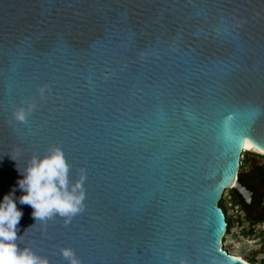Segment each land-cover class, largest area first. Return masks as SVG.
I'll return each instance as SVG.
<instances>
[{
    "label": "water",
    "instance_id": "1",
    "mask_svg": "<svg viewBox=\"0 0 264 264\" xmlns=\"http://www.w3.org/2000/svg\"><path fill=\"white\" fill-rule=\"evenodd\" d=\"M243 144L264 154V0H0V198L54 148L69 189L84 177L71 216L34 221L17 202L21 249L251 264L223 248L220 206L229 189L254 197Z\"/></svg>",
    "mask_w": 264,
    "mask_h": 264
},
{
    "label": "clouds",
    "instance_id": "2",
    "mask_svg": "<svg viewBox=\"0 0 264 264\" xmlns=\"http://www.w3.org/2000/svg\"><path fill=\"white\" fill-rule=\"evenodd\" d=\"M14 115L19 121L25 119L22 109ZM67 172L68 165L58 148L41 157L33 156L24 172H19L16 188L0 198V264H48L46 258L38 257L31 249L18 246V225L23 212L17 202L32 209L34 221L77 213L84 199L81 189L84 177L81 176L69 189ZM17 188L22 193L18 198L14 196ZM60 251L68 264H80L71 249L62 248Z\"/></svg>",
    "mask_w": 264,
    "mask_h": 264
},
{
    "label": "rangeland",
    "instance_id": "3",
    "mask_svg": "<svg viewBox=\"0 0 264 264\" xmlns=\"http://www.w3.org/2000/svg\"><path fill=\"white\" fill-rule=\"evenodd\" d=\"M248 153V154H247ZM244 155L248 157V162L245 163V159L242 161L240 167H239V172L241 171H248L249 168V163H252L254 161L258 162V163H262L264 162V154H259V153H255L253 151L250 150H246L244 152ZM234 189H229L227 191H225L226 195H230L231 196V200L230 202H232L233 205H235L236 203L234 202L233 199V194H231ZM243 199V198H242ZM228 205V201L226 199L222 200L220 202V206L222 208H224L225 212H226V216H227V221L229 223V225H232L234 227L235 232L232 233H228L224 239H223V248L231 255L234 256H238L241 257L243 260L245 261H251L252 259L254 260L253 263L254 264H264V251L263 250H258V244L257 242H255L254 240V233L251 232V236L247 235L249 232H247V228L244 229L246 232H240L237 228H235V223L238 222L235 221L232 218L231 213L228 211L227 206ZM239 213V212H238ZM240 214V213H239ZM238 219V218H237ZM246 220H248L245 216H244V222H247ZM259 223V235H264V229H262V227H264V222H257ZM244 233V234H243ZM261 242L263 241L262 239L260 240ZM252 262V261H251Z\"/></svg>",
    "mask_w": 264,
    "mask_h": 264
},
{
    "label": "trees",
    "instance_id": "4",
    "mask_svg": "<svg viewBox=\"0 0 264 264\" xmlns=\"http://www.w3.org/2000/svg\"><path fill=\"white\" fill-rule=\"evenodd\" d=\"M248 154V153H247ZM245 163L248 162V157L244 155ZM238 177L241 181H243L250 189H253L256 193L255 198V211L253 206L247 205L242 197L238 194L237 191H231L233 194V199L236 204L242 206L244 212L246 213V218L249 220L256 222H264V162L258 163L256 161L249 163L248 171H241L238 173ZM225 215L226 212L224 208H222ZM227 221V216H226ZM227 225H229L227 221ZM252 261V262H251ZM248 261L251 264L253 263V259ZM264 262V261H263Z\"/></svg>",
    "mask_w": 264,
    "mask_h": 264
},
{
    "label": "built area",
    "instance_id": "5",
    "mask_svg": "<svg viewBox=\"0 0 264 264\" xmlns=\"http://www.w3.org/2000/svg\"><path fill=\"white\" fill-rule=\"evenodd\" d=\"M245 151L246 150H242V153H241V156H240V165H241L242 161L244 160V152ZM224 199H226L228 201V205L226 207H227L228 211L231 213L232 218L235 221L238 220V222L235 223V228H237L239 231H242V230H244L246 228H247V230L250 229L249 230L250 231L249 236H251V232L254 233L253 237H254L255 242H257V244H258V250H263L264 251V235H259V230H258V228L260 227L259 223H254V225H252L248 229V223L244 222V217L242 216V213L239 210V207L236 204L233 205L232 202H230L231 196L229 194L226 195V193L224 192L223 195H222L221 201L224 200ZM262 229H264V227H262ZM233 230H234V227L232 225H227V229H226V232L224 234V237L228 233L230 234L232 232H235ZM224 237H223V239H224ZM261 239L263 240L262 242L260 241Z\"/></svg>",
    "mask_w": 264,
    "mask_h": 264
},
{
    "label": "flooded vegetation",
    "instance_id": "6",
    "mask_svg": "<svg viewBox=\"0 0 264 264\" xmlns=\"http://www.w3.org/2000/svg\"><path fill=\"white\" fill-rule=\"evenodd\" d=\"M249 188V187H248ZM253 190V189H252ZM254 191V190H253ZM255 198H256V193H255V191H254V197L252 198V201H251V203L249 204V206H253L254 207V205H255V207H256V204L254 203L255 202ZM245 202V201H244ZM238 207H239V210L241 211V213H242V216L244 217H246V213L244 212V210H243V208H242V206L241 205H239V204H236ZM248 205V204H247ZM255 207H254V211H255ZM247 221V223H248V229H249V227H251L252 225H254V221H252V220H246ZM257 223V222H256ZM250 230V229H249ZM249 230H246L247 232H249ZM245 230H242V231H240V232H246ZM244 234V233H243ZM250 233H248L247 235H249Z\"/></svg>",
    "mask_w": 264,
    "mask_h": 264
},
{
    "label": "bare ground",
    "instance_id": "7",
    "mask_svg": "<svg viewBox=\"0 0 264 264\" xmlns=\"http://www.w3.org/2000/svg\"><path fill=\"white\" fill-rule=\"evenodd\" d=\"M245 143V142H244ZM243 150H250V151H253V152H255V153H259V152H256V151H254V150H251V149H249L248 147H246L244 144H243ZM259 154H263V153H259ZM238 257V256H237ZM239 258H241V257H239ZM242 259V258H241Z\"/></svg>",
    "mask_w": 264,
    "mask_h": 264
}]
</instances>
